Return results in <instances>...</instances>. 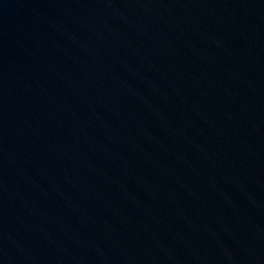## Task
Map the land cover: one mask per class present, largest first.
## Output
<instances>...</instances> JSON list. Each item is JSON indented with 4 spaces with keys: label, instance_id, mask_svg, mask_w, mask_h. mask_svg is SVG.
I'll return each instance as SVG.
<instances>
[{
    "label": "water",
    "instance_id": "1",
    "mask_svg": "<svg viewBox=\"0 0 264 264\" xmlns=\"http://www.w3.org/2000/svg\"><path fill=\"white\" fill-rule=\"evenodd\" d=\"M0 264H264V0H0Z\"/></svg>",
    "mask_w": 264,
    "mask_h": 264
}]
</instances>
